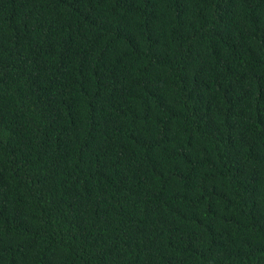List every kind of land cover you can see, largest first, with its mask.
I'll return each instance as SVG.
<instances>
[{"label":"trees","instance_id":"obj_1","mask_svg":"<svg viewBox=\"0 0 264 264\" xmlns=\"http://www.w3.org/2000/svg\"><path fill=\"white\" fill-rule=\"evenodd\" d=\"M0 264H264V0H0Z\"/></svg>","mask_w":264,"mask_h":264}]
</instances>
